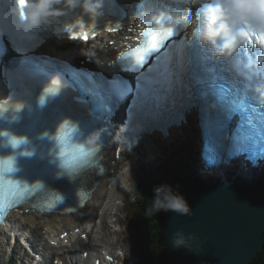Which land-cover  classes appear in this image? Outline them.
<instances>
[{
	"label": "bare ground",
	"instance_id": "6f19581e",
	"mask_svg": "<svg viewBox=\"0 0 264 264\" xmlns=\"http://www.w3.org/2000/svg\"><path fill=\"white\" fill-rule=\"evenodd\" d=\"M126 1L131 3L133 0ZM126 24V28L123 31L114 33L104 31L99 38L94 40V43L83 39L74 40L73 47H67L71 43L70 39L63 38L59 40L52 37L46 44V51L64 55L80 63L84 62L93 68H102V62H105L108 57H114L120 50L130 46L129 42L136 35L140 20L132 17L126 20ZM58 86L60 87L59 84ZM228 92L231 95L230 91ZM247 93L253 98V95L249 91ZM189 121V124H185L182 130L179 128L172 129L173 134L169 138L156 135L143 140L138 146L141 149L140 153L126 151L122 153V157L114 159L116 157L115 151L107 150L102 157L105 171L102 175L95 176L92 184L94 195L79 212L73 215H61L57 213L39 214L38 212L27 211L13 212L11 219L12 230L9 232L7 229L3 230L0 247L2 246V239L6 238V236L11 239L13 231L18 233L23 230L22 227L36 231L41 227L44 229L43 236L45 241L41 247L36 246L43 250L44 256L49 259L47 261L49 264L50 262L52 263L49 257H53V264H59L61 260L67 259L66 255H64L65 252H76L78 250L82 252L79 259H81L83 264H94L98 258L105 257L104 253L111 257L107 258L109 261L116 262L117 254L114 249L117 245H120V239L117 231L112 228H118L117 226L119 225L115 223L117 220L110 221V218L118 215L123 206V203L120 201L126 196L128 187L130 186L132 189L131 185L135 179L145 173L147 167L156 166L161 158H166L168 154H172L174 152L172 150L180 149L185 145L187 140L199 145L200 131L196 116L190 115ZM92 133H95V131H92ZM257 149L261 153L264 152V148L261 146ZM112 161L113 166L111 169H108L106 164H110ZM232 168L234 169V173L238 172L240 175H244L246 172L257 174L260 170V168H253L251 163H246L242 166L238 162L229 168L222 169L224 173H221L217 169L211 170L205 165H202L201 171H195V173L200 177H209V175L213 174L217 178H226L230 175ZM118 221L122 225V219L118 218ZM82 235L89 237V240L83 239ZM110 236H113L114 239H109ZM78 245L81 248H78ZM124 249L123 247V252ZM85 250H91L88 253V257L84 256L85 252L83 251ZM14 255L21 256L16 250L13 252ZM28 256L29 252L22 253L20 264H27L28 260L33 258H27ZM98 261L100 264H106L105 260L100 259Z\"/></svg>",
	"mask_w": 264,
	"mask_h": 264
},
{
	"label": "water",
	"instance_id": "95a60500",
	"mask_svg": "<svg viewBox=\"0 0 264 264\" xmlns=\"http://www.w3.org/2000/svg\"><path fill=\"white\" fill-rule=\"evenodd\" d=\"M263 175V174H262ZM239 175L207 182L188 171L173 183L164 231L174 264H249L264 248V181Z\"/></svg>",
	"mask_w": 264,
	"mask_h": 264
},
{
	"label": "trees",
	"instance_id": "16d2710c",
	"mask_svg": "<svg viewBox=\"0 0 264 264\" xmlns=\"http://www.w3.org/2000/svg\"><path fill=\"white\" fill-rule=\"evenodd\" d=\"M190 156V163L188 162L186 166L192 169L195 168V157L192 158L191 153ZM174 169H177L175 162L167 165L159 173L151 174L146 184L139 185L141 199L129 209L134 218V224H131L137 235L142 236L141 253L146 257L147 264H174L169 256L164 220L173 183L185 174V169H178V172H174ZM10 263L14 264L12 260L7 262ZM249 264H264V248Z\"/></svg>",
	"mask_w": 264,
	"mask_h": 264
},
{
	"label": "rangeland",
	"instance_id": "374dc122",
	"mask_svg": "<svg viewBox=\"0 0 264 264\" xmlns=\"http://www.w3.org/2000/svg\"><path fill=\"white\" fill-rule=\"evenodd\" d=\"M187 142L180 149L172 150L174 152L172 154H168L166 158H161L157 162L156 166L153 165V167H151V168L147 167L145 173L140 175L137 179H135V181H137V180L143 181V180H145L147 178L145 176H149V174H151L152 172L157 174L162 169L166 168L167 165L172 164L174 162L176 163V168H177V169H174V172L175 171L178 172V169L179 170H184L185 169V173L190 171V170H192L190 167H187L186 165H187L188 162L190 163V157H191L190 153L192 152V150L196 151V149H195V146H193L194 143H191L189 140H187ZM189 150H191V151H189ZM194 164H195V169L194 170L198 171V172L201 171L200 170L199 161L194 160ZM194 170H192V171L194 172ZM228 172H230V171H228ZM236 176H239V175L238 174H233V175L229 176L227 179H225V181L231 180L232 178H235ZM201 179L204 180L203 178H201ZM205 179H207V178H205ZM259 179L264 181V171L260 174V178ZM135 181L131 185L132 189L130 188V193H128L127 197L125 196L124 199H123V201L126 202V204H123V205H126V207L128 205H129V207H132V200L134 199L133 193H134V190L137 191V184H138V182L135 183ZM204 181H206V180H204ZM217 181H219V180H216L214 178V182H217ZM130 198H131V200H130ZM120 202H122V200ZM127 215H128L127 209L125 208V211L121 214V219L125 223V227L128 230H125V232L122 231V234L120 236V245H117L115 247L114 251L116 252V250L119 248V246H122L124 248L127 247V249H128L127 254L129 256V258H127V264H134L136 261H138V257L140 258L138 264H147L146 257L144 255H142V253H141L140 244H141L142 236L141 235H139V236L137 235V232L135 231V228H133V225H132L133 222H132V224H130V219H129V217ZM127 218L129 220V222H128ZM110 221H111V218H110ZM12 223H14V222H12ZM114 226H112V227H114ZM22 228H23V230H21L20 232H23V234L25 236H27L28 238H30V240L35 239V242L36 241H41V242L44 243L45 240H44V236H43V232H44L43 228L40 227L36 231H31L30 229H28L26 227H22ZM139 231L141 232L142 229H139ZM10 234H11V232H10ZM14 234H15V231H13L12 238L14 237ZM39 237L41 239H39ZM100 237L102 238V236H100ZM137 237H138V239H137ZM21 238H22V241L26 243V240H24L23 237H21ZM109 239L113 240L114 238H113V236H110ZM17 246H18V248H14L9 243H7L5 245V247L0 251V262H1V264H7V262L10 260V258H12V253L15 250L18 253L21 254V256H19V258L17 256V258L19 259L18 264H20V262L22 261V253H24L25 250H28L27 247H29V245H26L27 247H23V246H21V244L17 245ZM41 246H42V244H41ZM144 257H145V259H144ZM46 263H49V262H46ZM30 264H35V262L31 261ZM40 264H44V262H41Z\"/></svg>",
	"mask_w": 264,
	"mask_h": 264
},
{
	"label": "clouds",
	"instance_id": "9594fccd",
	"mask_svg": "<svg viewBox=\"0 0 264 264\" xmlns=\"http://www.w3.org/2000/svg\"><path fill=\"white\" fill-rule=\"evenodd\" d=\"M227 9L229 12V17L233 25L239 27L241 25H250L254 29L260 32H264V13H258V8H264V5H255L244 3L243 0H228ZM216 19L215 10L209 13V24L214 22ZM45 102L44 96L41 95L38 99V103L43 105ZM22 105H19L21 107ZM18 107V108H19ZM4 113L3 109H0V115ZM76 134L75 125L69 123L66 125H61L54 134H49L45 132L43 135L47 139L53 142L54 145V155L59 158V164L61 168H68L70 160L69 157L74 147H89L95 149L97 141L99 140L100 133L95 132L87 137L83 145H74L73 141ZM0 137H5L6 142L13 146L12 138L14 137L7 130H0ZM27 139H19V142L15 147L21 144H27ZM14 147V146H13ZM28 155L30 153L25 152ZM170 208L179 209L181 212H187L188 209L183 207L181 201L177 200L174 203H169Z\"/></svg>",
	"mask_w": 264,
	"mask_h": 264
},
{
	"label": "snow or ice",
	"instance_id": "6c2138e0",
	"mask_svg": "<svg viewBox=\"0 0 264 264\" xmlns=\"http://www.w3.org/2000/svg\"><path fill=\"white\" fill-rule=\"evenodd\" d=\"M18 2H19V4H20V6H21V8H23V6L25 5V3H26V0H18ZM21 16H22V18H23V16H24V14H23V12H21ZM82 37L84 38V39H88V34L86 33V32H84V33H82ZM260 43H262V44H264V38H260ZM17 142L16 141H13V144L15 145ZM11 163V161H9V164Z\"/></svg>",
	"mask_w": 264,
	"mask_h": 264
}]
</instances>
